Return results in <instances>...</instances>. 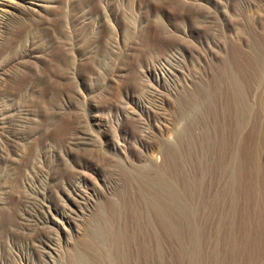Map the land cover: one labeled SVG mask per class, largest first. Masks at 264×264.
<instances>
[{
    "label": "rangeland",
    "instance_id": "374dc122",
    "mask_svg": "<svg viewBox=\"0 0 264 264\" xmlns=\"http://www.w3.org/2000/svg\"><path fill=\"white\" fill-rule=\"evenodd\" d=\"M28 1L0 0V264H264V0Z\"/></svg>",
    "mask_w": 264,
    "mask_h": 264
},
{
    "label": "bare ground",
    "instance_id": "6f19581e",
    "mask_svg": "<svg viewBox=\"0 0 264 264\" xmlns=\"http://www.w3.org/2000/svg\"><path fill=\"white\" fill-rule=\"evenodd\" d=\"M22 1L25 4H29L28 0H22ZM230 79H231V83L233 85H235L234 84L235 82L233 81V79L232 78H230ZM238 97H240V96H238ZM194 110H195V106L193 105L190 108V112H193ZM237 113H240L241 119L238 117L240 122H238L235 126V133L238 132L239 130H241V128L243 126L244 117L248 113V108L241 105V108L239 111H237ZM217 166L219 167L218 171L221 174L222 181L224 182L225 187L228 189L229 188L233 189V187L237 183L238 174H239V172H238L239 171V164H238V160H237V155L234 152L229 153L228 157L225 158V160L219 161ZM137 177H138L137 180L140 182L141 196H142V201L144 202L145 208L147 210L146 212L150 213V214L152 213V215L154 214L155 217L157 218V220L160 222L162 227H166V228H168L174 232L175 228H176L175 222H174L175 213L176 214L180 213V212H182L181 210H183L180 207L179 198L175 197L170 192L171 191L170 190L169 191L171 193L170 195H173V196L167 197L169 200L166 199V201H165L162 197L165 194V192H164V194H162V196H159L157 194H160L161 191H162V193H163V191L168 192V189L164 190V189H166V187H165L166 185L165 186H164V184L155 185L149 179H144V178H141L140 176H137ZM149 189H150V191H149ZM152 190H154L155 192L152 193ZM164 197H165V195H164Z\"/></svg>",
    "mask_w": 264,
    "mask_h": 264
}]
</instances>
